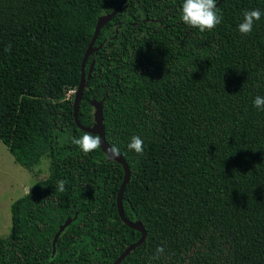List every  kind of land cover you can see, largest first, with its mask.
<instances>
[{
  "label": "trees",
  "instance_id": "obj_1",
  "mask_svg": "<svg viewBox=\"0 0 264 264\" xmlns=\"http://www.w3.org/2000/svg\"><path fill=\"white\" fill-rule=\"evenodd\" d=\"M118 2L0 0V142L24 169L49 159L48 176L10 205L0 264H111L139 238L116 214L121 166L71 142L85 132L66 98L97 17ZM183 2L127 0L85 65L78 121L90 127L89 103L102 101L105 141L129 170L122 211L145 231L119 264H264V111L253 106L264 15L238 30L264 0H223L222 22L205 32L182 22ZM133 136L143 155L128 149Z\"/></svg>",
  "mask_w": 264,
  "mask_h": 264
},
{
  "label": "water",
  "instance_id": "obj_2",
  "mask_svg": "<svg viewBox=\"0 0 264 264\" xmlns=\"http://www.w3.org/2000/svg\"><path fill=\"white\" fill-rule=\"evenodd\" d=\"M127 0H119L117 5L113 8L112 11L109 13L100 15L97 17L93 32L91 35V38L86 46V49L83 53V56L80 61V68H79V82L78 85L75 89V92L72 97V119L73 123L75 124L76 128L85 132V133H93L96 135H99L101 138V146L99 147L100 151L104 154L106 161L108 162H115L119 164L122 168V180L120 182V185L117 189L116 196H115V210L118 219L129 229L136 231L139 234V238L128 245L117 257L116 259L111 263V264H119L133 249L136 247H139L142 242L144 241L145 238V231L141 225V223L138 220L135 221H129L124 217L123 211H122V206H121V197L123 193V189L128 182L129 179V170L128 166L124 160V158L119 154V155H113L112 153V148L107 144L105 141V136H104V127L102 123V101H90V106L93 109V114H92V124L90 127H83L80 125L78 121V107L80 103V99L82 96V92L84 87L87 84V81L90 77L94 61L91 60L87 70L85 72V65L87 62L88 57L92 55L93 52H96L101 46L94 47V43L96 41V38L98 36L99 30L105 26L108 22H110L116 14L119 13L121 10L122 6L125 4ZM223 0H218L216 2L217 5H219ZM74 215L72 218L67 217L62 224H60L56 230V232L53 235L52 241H51V255L54 254V246L55 242L58 238V236L61 234V232L70 225L71 221L75 219Z\"/></svg>",
  "mask_w": 264,
  "mask_h": 264
},
{
  "label": "clouds",
  "instance_id": "obj_3",
  "mask_svg": "<svg viewBox=\"0 0 264 264\" xmlns=\"http://www.w3.org/2000/svg\"><path fill=\"white\" fill-rule=\"evenodd\" d=\"M264 15L259 9L246 10L243 13V21L238 25V30L242 35L250 34L253 30V25ZM181 20L184 24L198 29L200 32L213 31L221 22L222 14L217 9L216 0H184L182 5ZM253 106L264 111V96H256L253 101ZM71 142L78 146L79 149L87 154L97 150L101 146V138L93 133H85L81 137H72ZM144 141L139 136L131 137L127 145L130 151H134L138 155H143ZM113 155H119V149L113 146ZM67 181L60 180L57 182L56 189L60 192L66 191ZM26 194L30 195V189L26 190ZM163 247H158L156 252L162 254Z\"/></svg>",
  "mask_w": 264,
  "mask_h": 264
},
{
  "label": "rangeland",
  "instance_id": "obj_4",
  "mask_svg": "<svg viewBox=\"0 0 264 264\" xmlns=\"http://www.w3.org/2000/svg\"><path fill=\"white\" fill-rule=\"evenodd\" d=\"M49 173V159L41 157L30 170L17 165L0 142V238L9 233L10 205L26 194L27 189L45 179Z\"/></svg>",
  "mask_w": 264,
  "mask_h": 264
},
{
  "label": "flooded vegetation",
  "instance_id": "obj_5",
  "mask_svg": "<svg viewBox=\"0 0 264 264\" xmlns=\"http://www.w3.org/2000/svg\"><path fill=\"white\" fill-rule=\"evenodd\" d=\"M152 1H154V2H159V1H161V0H152ZM125 3H126V2H125ZM167 12H168V10H167V11H164V14H167ZM160 18H163V17H160ZM108 23H109V22H108ZM158 23H159V25H160V22H158ZM118 24H119V23H118ZM162 27H163L164 29H166V26H165V25H163ZM113 28H114V27H113ZM97 46H99V45H96V46H94V47H97ZM100 46H101V45H100ZM100 48H101V47H100ZM100 48H99V49H100ZM99 49H98V50H99ZM98 50H97V51H98ZM97 51H96V52H97ZM96 52H93V53H92V56H93Z\"/></svg>",
  "mask_w": 264,
  "mask_h": 264
},
{
  "label": "built area",
  "instance_id": "obj_6",
  "mask_svg": "<svg viewBox=\"0 0 264 264\" xmlns=\"http://www.w3.org/2000/svg\"><path fill=\"white\" fill-rule=\"evenodd\" d=\"M74 92H75L74 89L68 90L67 93H66V98L73 97Z\"/></svg>",
  "mask_w": 264,
  "mask_h": 264
}]
</instances>
